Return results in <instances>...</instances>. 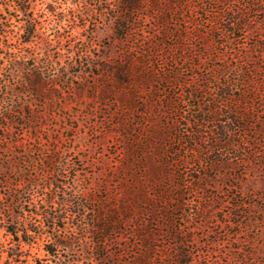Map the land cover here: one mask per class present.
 Segmentation results:
<instances>
[{"label":"rangeland","instance_id":"obj_1","mask_svg":"<svg viewBox=\"0 0 264 264\" xmlns=\"http://www.w3.org/2000/svg\"><path fill=\"white\" fill-rule=\"evenodd\" d=\"M14 1L0 0V264H264V0H29L28 44ZM31 54L54 68L41 92ZM226 84L240 99L213 104ZM225 104L251 113L240 148L208 154ZM63 191L80 203L57 222L67 246L32 204Z\"/></svg>","mask_w":264,"mask_h":264},{"label":"trees","instance_id":"obj_2","mask_svg":"<svg viewBox=\"0 0 264 264\" xmlns=\"http://www.w3.org/2000/svg\"><path fill=\"white\" fill-rule=\"evenodd\" d=\"M116 1L124 4L126 6V9H128V8L136 9V8H139L140 4L146 0H116ZM14 6H15L14 8L16 11H20V12L24 13L25 16L28 13L32 12V10L30 9V1L29 0L14 1ZM19 20H24L22 26L27 30V33H28V35L24 39H22V42L28 44L35 37L38 36V26L40 25V22L33 16V14H31V15L28 14V16L24 17L23 19L19 17ZM114 25H117L120 29H123L126 31L131 30V27L129 25V19L126 16H121L119 14V12L114 17ZM21 57L24 59L25 62H27L29 60L28 58L25 59L26 55H21ZM29 58H32L33 62L31 63L32 68H31L30 76L25 77L26 87L29 91L41 92L43 90L45 83H46L45 76H44L45 72L52 71L54 73V71H53L54 68H49L48 66L40 65V64H43V62H45V60L40 59V61H39V57L36 54H34V55L31 54ZM39 62H41V63H39ZM9 64H10L9 68H8L9 72L14 71L15 67H18V65H16V64H18L17 58L16 57L9 58ZM125 74L129 75V72H126ZM4 86L8 87V84L4 83ZM195 91H196V89H195ZM229 99L230 100H232V99L237 100L240 98L234 97L230 93V85L226 84L225 87H222V89H221V97H217V98L212 99V102H213V104L216 101L226 102ZM225 105L227 107H229L228 104H225ZM229 108H230L229 111H226V112H228L227 113L228 114L227 120L222 121V123H220L219 125L216 126V128L218 130V135H219V142H218V144L213 145L212 147H210V149L207 150L206 153H208V154H211L212 151L218 150L219 149L218 147H220L219 146L220 144L223 147L232 146V148L237 149V150L240 148L239 141L238 140L236 141L235 139H232L230 137L233 135L234 130L236 128L244 126V123L250 117L251 113L249 111L241 112L240 109L236 106H234L233 108H231V107H229ZM9 111L10 110L6 106L0 107V116H3L4 112H9ZM204 114H207V117L204 118V120L207 122L212 121V120H216V118L219 116V113L214 108H210V109L204 111ZM190 140H194V139L191 137ZM229 163H230L229 161L225 160V161H220L219 164L227 165ZM6 169H8V167L3 165V163L0 162V173L6 172ZM3 177L6 180H8L5 176V174H3ZM37 185H38L37 183L30 180V182H29L30 189L29 190L30 191H31V189L34 190ZM56 190H55V192H56ZM17 191H18V189H16V187L13 190H11L10 196H11L12 200L10 201V203L11 204L16 203L17 205H22L23 202H26L27 200L23 199L20 196V193H17ZM63 193H64V196L62 197L61 200H58V201L54 200L55 195H53V193L46 192V197H43L42 200H44V201L42 203H40V205H37L35 202H32V204L36 207V209L34 211L35 215H40L42 218H44L43 224L45 226L48 225L50 228L52 227L53 230H55V229L57 230V228L66 229L67 228L66 226L60 227V225H58L57 222L60 220L65 221V220L69 219L72 215L76 214L77 211L69 208L71 205L80 206V203L78 201L70 198L71 194L67 195L65 193V191H63ZM29 202H31V201H29ZM46 221H49V223L46 224ZM116 221H117V218L112 220V223H115ZM96 229H97L98 233H99V231H103L104 230L103 224H98L96 226ZM31 230L32 229L25 228L23 230V234H25V232L31 231ZM56 230H55V232H56ZM13 234H17V231L14 232ZM22 236H24V235H22ZM22 236L20 234V236H19L20 240H22L24 238ZM52 236L55 240L56 245L67 246V244H66L67 239L62 238L60 233L56 232L54 235L52 234ZM104 240H105L104 236L101 239H99V241H101V242H104ZM143 241H144L143 243H145V239ZM180 254H182V251L178 250L177 256ZM148 258H149V256L146 253H140L138 259L136 260V264H148ZM57 262H59V264H68L69 259L60 260L58 258ZM175 262H176V264H185V262H187V261L177 259ZM112 264H120V262L118 260H116Z\"/></svg>","mask_w":264,"mask_h":264}]
</instances>
